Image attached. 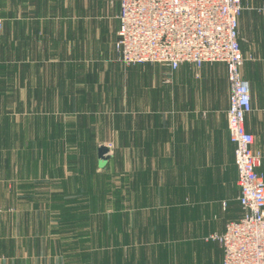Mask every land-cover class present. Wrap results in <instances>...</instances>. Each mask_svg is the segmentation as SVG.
<instances>
[{"label": "rangeland", "instance_id": "374dc122", "mask_svg": "<svg viewBox=\"0 0 264 264\" xmlns=\"http://www.w3.org/2000/svg\"><path fill=\"white\" fill-rule=\"evenodd\" d=\"M67 67L62 61L0 62V264H192L190 253L198 248L181 242L188 255H180V243H170L154 223L169 208H146L141 197L139 182L157 181L148 168L159 172L160 160L131 153L142 149L130 124L143 121L135 119L129 102L133 80L157 86L170 68L120 63L118 77L106 75L98 94L34 92L38 82L42 88L50 84L32 78L36 71L62 73ZM258 112L255 106L251 119L260 118ZM255 137L264 150L263 138ZM103 146L110 159L100 168ZM210 251L216 254V244Z\"/></svg>", "mask_w": 264, "mask_h": 264}, {"label": "crops", "instance_id": "0c3cea01", "mask_svg": "<svg viewBox=\"0 0 264 264\" xmlns=\"http://www.w3.org/2000/svg\"><path fill=\"white\" fill-rule=\"evenodd\" d=\"M242 1L240 45L246 58L242 73L255 82L250 84L252 111L246 116L245 126L264 141V52L260 50L264 46V39L260 40L264 12L256 11L264 0ZM120 2L0 0V38L4 40L0 42V62L48 65L62 61L68 65L62 73L44 69L35 72L32 78L50 80L48 88L38 82L34 86L36 94H98L105 76L115 80L122 63L114 48L120 28ZM254 61L256 64L251 63ZM190 70L188 63L170 69L157 86H136L134 78L129 102L135 119L143 121H132L130 127L131 131L135 128V144L142 150L131 153L160 160L159 172L148 168L157 181L139 182L141 193L145 191L141 197L147 201L146 208H169L157 214L156 227L167 232L170 243H180V255H188L181 242L198 248L190 253L192 264H223L220 244L202 240L223 233L228 222L242 216L235 145L227 126L231 89L223 63H207L198 71ZM255 106L260 118L253 120ZM255 148L262 153L259 171L264 174V150L257 147L256 137ZM209 243L216 244V254L210 251ZM166 255L170 256V249Z\"/></svg>", "mask_w": 264, "mask_h": 264}, {"label": "built area", "instance_id": "2783aa9c", "mask_svg": "<svg viewBox=\"0 0 264 264\" xmlns=\"http://www.w3.org/2000/svg\"><path fill=\"white\" fill-rule=\"evenodd\" d=\"M242 0H121L114 48L126 65L159 63L177 70L188 63L226 65L230 84L227 126L235 145L242 216L210 239L223 249V264H264V174L262 153L245 126L252 111L250 82L242 69ZM263 13L264 4L256 9Z\"/></svg>", "mask_w": 264, "mask_h": 264}, {"label": "water", "instance_id": "95a60500", "mask_svg": "<svg viewBox=\"0 0 264 264\" xmlns=\"http://www.w3.org/2000/svg\"><path fill=\"white\" fill-rule=\"evenodd\" d=\"M98 154H99V159H100V168H104L108 162H109V159H110V156H109V149L105 146L99 148V151H98Z\"/></svg>", "mask_w": 264, "mask_h": 264}]
</instances>
